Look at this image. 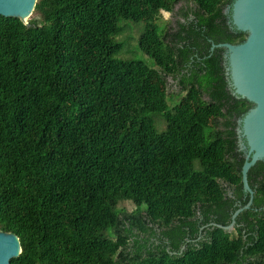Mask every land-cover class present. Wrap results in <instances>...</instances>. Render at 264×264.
Segmentation results:
<instances>
[{
    "label": "trees",
    "instance_id": "obj_1",
    "mask_svg": "<svg viewBox=\"0 0 264 264\" xmlns=\"http://www.w3.org/2000/svg\"><path fill=\"white\" fill-rule=\"evenodd\" d=\"M233 2L37 0L28 24L0 16V230L22 245L10 264H264V215L258 236L210 224L246 204L228 188L242 194L237 124L252 104L211 49L247 37ZM126 21L144 24L137 52L154 66L114 56ZM261 170L249 183L264 205Z\"/></svg>",
    "mask_w": 264,
    "mask_h": 264
},
{
    "label": "water",
    "instance_id": "obj_2",
    "mask_svg": "<svg viewBox=\"0 0 264 264\" xmlns=\"http://www.w3.org/2000/svg\"><path fill=\"white\" fill-rule=\"evenodd\" d=\"M37 0H0V16L20 18L29 23ZM225 12L231 13V23L247 34L241 43H213L211 49L225 48L227 74L233 92L246 98L252 107L239 120L240 148L244 150L242 181L252 196L250 201L233 214L228 225L214 223L231 230L236 218L253 203V189L249 183V171L258 161L264 160V0H234ZM22 252L20 237L13 232L0 230V264H10Z\"/></svg>",
    "mask_w": 264,
    "mask_h": 264
},
{
    "label": "rangeland",
    "instance_id": "obj_3",
    "mask_svg": "<svg viewBox=\"0 0 264 264\" xmlns=\"http://www.w3.org/2000/svg\"><path fill=\"white\" fill-rule=\"evenodd\" d=\"M181 5L182 4H178L175 12L164 11L162 13V17L159 20L162 23L167 24V28H171V29H177L178 28L177 21L180 19V15L178 12H179V9L181 8ZM121 25L123 27V32L118 37V40H121L124 42V48L120 52H117L116 54H114V56L138 58V59L145 60L150 65L154 66L155 61L152 58H150L149 55L143 53V51L141 49H140V54H138V52H137L136 45L138 42V48H140L139 47V37L141 36V33L143 31L144 24L142 22L135 23L132 21H126V22H123ZM150 86H151V89H153L155 91H157L161 87L158 84V82L156 81L155 77H152L150 79ZM167 90H168V94H169L170 104L173 106L175 104V102L177 101V99H174L172 96H173V94L175 95V93H179L180 89L178 88V85L175 83V81L171 77L169 78ZM119 207L125 208L128 211H132L135 209L136 206L132 201H122L119 204Z\"/></svg>",
    "mask_w": 264,
    "mask_h": 264
},
{
    "label": "flooded vegetation",
    "instance_id": "obj_4",
    "mask_svg": "<svg viewBox=\"0 0 264 264\" xmlns=\"http://www.w3.org/2000/svg\"><path fill=\"white\" fill-rule=\"evenodd\" d=\"M232 94H234L233 91H232ZM237 98H239V97H237ZM240 119L241 118H238L237 131H238L239 120ZM238 137H239V134H238ZM239 141H240V137H239ZM245 155H246V153H245ZM252 176H253V183H254L255 187L258 188V186H259V182L258 181L264 180V170L256 171ZM228 190H229V195L231 197H233V199L235 200L234 201L235 206L242 205L243 202H245V201H246V204H247L250 201L251 196H252V194L249 191H246L244 187L242 189V194H241V191H239V193H238L236 189H232L230 187L228 188ZM253 191H254V193H253V203H252L251 207H249L247 209H244V210H251V212H248L246 215H244L243 217H241V219H240L239 222L237 221V218H236V222L234 224V227H233V229H231V231L232 230L238 231L237 227L240 228V227L244 226L245 227V229H243L244 236H258L259 235L255 230L251 229V226H252V224H254L255 222H257V216L264 215V205L263 204H257V202L255 201L257 189L255 188V189H253ZM245 205H242L241 207H244ZM232 221H233V215H232L231 222ZM214 223L215 222H211L210 224H213L214 225ZM210 224L203 225L201 227V230H203V228H205L206 226H208Z\"/></svg>",
    "mask_w": 264,
    "mask_h": 264
}]
</instances>
